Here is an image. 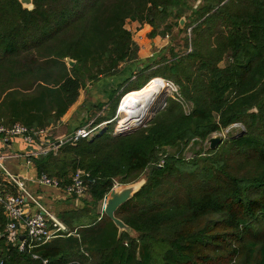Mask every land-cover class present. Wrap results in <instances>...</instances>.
Returning <instances> with one entry per match:
<instances>
[{"label": "trees", "instance_id": "16d2710c", "mask_svg": "<svg viewBox=\"0 0 264 264\" xmlns=\"http://www.w3.org/2000/svg\"><path fill=\"white\" fill-rule=\"evenodd\" d=\"M203 2L190 22L192 51L172 49L173 58L143 63L134 78L141 80L124 86L122 95L141 91L157 76L179 86L145 125L114 132L115 103L95 119L112 120L102 132L33 159L39 174L62 187L77 169L89 173L88 199L58 214L73 233L21 251L4 235L0 207V264H264V0ZM34 3L29 10L20 0H0V123L35 129L58 125L82 89L122 63L143 61L128 20L152 24L151 36L166 34L173 23L163 31L161 24L179 23L189 8L184 0ZM238 122L244 132L208 156L166 150ZM143 175L144 186L116 213L138 236L120 235L101 205L116 180Z\"/></svg>", "mask_w": 264, "mask_h": 264}, {"label": "rangeland", "instance_id": "374dc122", "mask_svg": "<svg viewBox=\"0 0 264 264\" xmlns=\"http://www.w3.org/2000/svg\"><path fill=\"white\" fill-rule=\"evenodd\" d=\"M184 1H187L189 8L185 13H183V16L179 20V23H176V21H177L176 18L170 17L168 22L161 24V26L159 27L158 30L163 31V29H165L167 24L173 23L171 31H166V34L158 33L155 36H151L150 33L154 28V26L152 24H150L148 22L142 23V22L137 21V20H128L126 26L128 29H130L132 31L133 39L138 42V44L140 45V48L141 47L144 48V50L147 54H150V52H152V51L154 54L152 56L143 58V61H141V62L139 61V62L122 63L120 66L121 68H120L119 72L117 73V75L115 74L116 76L115 75L105 76V77L101 78L99 81H96L94 83L89 84V86L86 87L85 89H82L80 92V96H79L78 100L75 102V104L67 112V113H69L73 110L76 111V113L74 114V116L72 118V121L78 120L79 121L78 125H77L78 127H76L75 129H73L71 131L72 127L68 125L69 123L66 122V124L65 123L62 124V122H61V123H58V125L52 126L53 127L52 133H53V131H56V133H54V134H56V135L58 134L60 136H63V135H65V133L71 131V133H69V134H72V133L78 131L80 128L87 127V124H89L87 129H90V130L93 129V131L90 135V136H92L96 133L102 132V130L106 128L107 123L112 121V120H115L112 123V125L114 126V132L129 131V130H132L133 128L145 125L146 122L153 116L155 110H157L158 108L164 107L165 99L168 96H170V95L176 96V94L179 91V86L175 82L168 80V79H164L163 77H161L164 80H166L167 84H169V82H172V83H174L175 86L174 87H171L169 85L165 86V88L159 93V95L155 99L152 107L148 111V113H147V115H146V117H145V119L141 125L135 126V127L130 128V129H126V130L122 131L121 128H123L124 124H125V119H124L125 114H123V112L127 108L126 104L129 100L128 97L125 96L126 94L122 95V91H123L125 85L127 86V84H129L131 82L136 83V82L141 80V78L140 79H134L136 77L135 75L137 74V70H138L137 68L139 67V69H143L142 68L143 63L144 64H155L156 61L161 60L163 56H166L167 58H173V55H172L173 50L172 49H174L175 52H177L179 54H184V53H188V52L192 51L191 42L189 45H187L189 43V40L192 41V39L195 37V35L192 31L193 30V22H192V24H190V22H191L192 18L195 16V13H196L195 9H198L199 7H201L204 2L202 1L200 4L197 5L198 0H184ZM196 5H197V7H196ZM181 19L184 20L183 24H181ZM148 28L150 29V31L146 33V29H148ZM154 38H156V40H153ZM152 40H153V42L154 41L156 42L153 45L151 44ZM164 42H165V46L162 49H158L160 46H163ZM190 47H191V50H190ZM143 54H145V53H143ZM135 63L137 65L138 64H140V65L137 66ZM221 65L222 66L226 65V60L221 62ZM128 66H130V67H128ZM157 67H158V64L154 65L152 67V69H155ZM127 75L130 78L126 77ZM157 77H159V76H157ZM161 78L156 79L154 81L155 83L154 82L153 83L154 84H162L161 82H164V81ZM150 81L145 85V87L143 89H141L142 92H143V90H145V88H147L150 85V83H151ZM175 87L177 90H175ZM106 89H108V90H106ZM112 90H116V93H115V95H113V97L111 96L112 93H110V91H112ZM141 91H139V92H141ZM131 93H133V92H131ZM131 93H129V95ZM124 96H125V98H124ZM92 103L93 104L95 103L96 106L92 107ZM115 103L117 106L116 107V109H117L116 117H114V119H112V120L104 121V122H101L98 124L95 121V119H97L99 116L107 115L109 113V109ZM191 107H192L191 103H188V105H186L187 112L190 111ZM87 109L89 110V113L87 115L89 117V123H87L88 121H86L84 119L83 120L77 119V117H81L82 112H85V110H87ZM67 113L62 117V119L60 121H65V119H67L66 118V117H68ZM90 123H92V124L90 125ZM244 128L245 127H244L243 123H241V122L234 123V124H232L226 128H223L221 131L212 133L206 140L195 139L182 149H177L176 147H167L166 150L171 155L182 154V156L186 159L205 157V156H208L209 151L217 150L224 140H226V139L229 140L232 137H237V136L241 135L244 132ZM50 132H51V129H50ZM52 135L53 134H51L48 138H49V141L52 144H54L57 141L52 138ZM58 135H57V137H58ZM215 135H221L223 140L220 144H218V146L216 148L212 149L210 147L209 139ZM90 136H88V137H90ZM117 182H119V181H117ZM120 184H122V183H120ZM85 199H88V197ZM82 204L83 203L81 201L79 206H81ZM101 208H103L102 205H101Z\"/></svg>", "mask_w": 264, "mask_h": 264}, {"label": "built area", "instance_id": "2783aa9c", "mask_svg": "<svg viewBox=\"0 0 264 264\" xmlns=\"http://www.w3.org/2000/svg\"><path fill=\"white\" fill-rule=\"evenodd\" d=\"M169 85L171 87L175 86L172 82H169ZM175 90H177L176 87ZM87 127L80 128L72 133L71 140L90 136L93 129L90 130ZM51 134V127L35 129L21 122H15L11 125L0 123V144L8 145L16 138L22 139L30 147L28 152L25 153L29 164L33 163L35 157L50 150H57L64 143L56 142L52 144L48 138ZM63 138L59 137L56 141H62ZM11 155V153L0 151V179L2 182L10 183L15 188L14 193H7L2 188V182H0V205L6 217L4 235L7 241L18 246L21 251H30L37 245L45 244L56 237L71 235L73 231L57 213L48 209L38 199L29 188L27 180L9 170L6 161ZM88 176L89 173L86 170L77 169L72 175L70 183L64 187H62L58 178L51 177L46 173L39 174L37 180L41 186L61 189L82 200L89 196V188L86 182ZM117 185H120V183L115 181L114 186ZM28 203L35 205L37 210L35 212L29 211ZM33 257L38 258V255L33 254ZM44 263H47V260H44Z\"/></svg>", "mask_w": 264, "mask_h": 264}, {"label": "crops", "instance_id": "0c3cea01", "mask_svg": "<svg viewBox=\"0 0 264 264\" xmlns=\"http://www.w3.org/2000/svg\"><path fill=\"white\" fill-rule=\"evenodd\" d=\"M149 31H150L149 28L146 29V33ZM153 40H156V38H154ZM153 40L151 41L152 45L156 43L155 41L153 42ZM164 46H165V42L163 43V46H160L158 49H162ZM143 53H145V54H143ZM153 54H154L153 51L150 52V54H147L145 52L144 48H142V47L140 48L139 57L141 59H143L145 57L152 56ZM128 67H130V66H128ZM126 77L130 78L128 75ZM153 80L154 79H152L150 82H152ZM106 90H108V89H106ZM112 91H110V93H112ZM131 92H133V93H131ZM136 92H139V91L138 90L130 91L129 93H131V94L128 96V99L130 100V98L132 97L131 95L134 96V93H136ZM95 106H96V104L92 103V107H95ZM126 107H127V104H126ZM75 113H76L75 110L67 113V115H68V117H66L67 119H65V121H62V124H64V123L66 124V122L69 123L68 125L72 127L71 131L73 129H75L76 127H78L77 125H78L79 121L78 120L72 121V118H73ZM88 113H89V110L87 109V110H85V112H82L81 117H77V119H79V120L84 119V120L88 121L87 123H89V117L87 116ZM71 131L65 133V135H68L69 133H71ZM65 135H63V136L58 135V138L64 137ZM29 149H30L29 145L24 143L23 140L20 138L14 139L11 143H8V145L0 144V151H3L4 153H11L12 154L6 161V164H7V167L9 168V170L12 171L13 173L18 174L21 178H25L28 182L29 188L35 193V195L38 197V199H40L42 201V203L46 205V207L48 209L59 214L60 212H62L64 210H67V209H70L73 207H79V205L81 203V199H77L75 196L70 195L61 189H54V188L47 187V186H41L38 183L37 179H38L39 173H38L37 167L33 163L29 164L27 161L28 158H27V156H25V153L28 152ZM0 182H2L1 179H0ZM2 188L7 193H14L15 192L14 186H12L10 183L2 182ZM27 206H28L29 211H31V212H35L37 210V207L35 205H33L32 203H28ZM0 207H1L2 212L4 214V211H3V208L1 205H0Z\"/></svg>", "mask_w": 264, "mask_h": 264}, {"label": "water", "instance_id": "95a60500", "mask_svg": "<svg viewBox=\"0 0 264 264\" xmlns=\"http://www.w3.org/2000/svg\"><path fill=\"white\" fill-rule=\"evenodd\" d=\"M203 0H198L197 5L200 4ZM23 7L29 10L35 8L34 0H20ZM196 5V7H197ZM162 9V8H161ZM184 23V20L181 19V24ZM66 61L70 67L74 66L76 61L71 58H66ZM60 121L59 123H61ZM121 131V130H120ZM72 138V134L66 135L62 141H57L58 143L67 142ZM223 138L221 135H215L209 139L210 147L212 149L216 148L218 144L222 142ZM147 181V176L143 175L138 180L114 186L111 191L106 195L103 203L104 213L117 225L119 229V234L121 235L123 231L128 232L131 236L137 237L138 233L127 223H125L121 218L117 217V210L121 205L129 201L134 197V195L141 190L144 184Z\"/></svg>", "mask_w": 264, "mask_h": 264}, {"label": "bare ground", "instance_id": "6f19581e", "mask_svg": "<svg viewBox=\"0 0 264 264\" xmlns=\"http://www.w3.org/2000/svg\"><path fill=\"white\" fill-rule=\"evenodd\" d=\"M153 79L154 80L151 82L152 84L150 83L143 92H136L134 93V96L131 95L132 97L127 103V108L123 112V114H125V124L124 127L121 128L122 131L141 125L159 93L166 85H169L163 78H161L164 81L161 82L162 84H154V81L160 78L157 77ZM125 96L128 97L129 94H126Z\"/></svg>", "mask_w": 264, "mask_h": 264}]
</instances>
